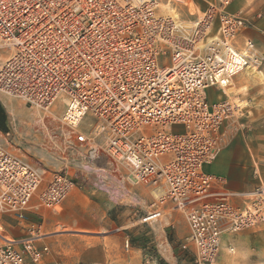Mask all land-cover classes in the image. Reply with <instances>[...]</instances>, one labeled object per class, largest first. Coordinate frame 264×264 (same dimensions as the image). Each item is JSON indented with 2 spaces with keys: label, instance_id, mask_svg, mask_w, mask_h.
<instances>
[{
  "label": "built area",
  "instance_id": "obj_1",
  "mask_svg": "<svg viewBox=\"0 0 264 264\" xmlns=\"http://www.w3.org/2000/svg\"><path fill=\"white\" fill-rule=\"evenodd\" d=\"M162 1L0 0V43L12 52L0 93L42 111L65 97L61 123L74 153L91 169L104 159L122 168L125 188H151L143 222L182 213L194 263L214 264L225 234L264 221V186L236 193L206 173L240 112L230 100L210 102L208 91L228 98L263 57L253 40L241 41L255 23L230 11L234 0H207L202 15L194 0H170L174 18ZM88 115L87 132L78 131ZM11 134L0 130V264H60L41 262L49 248L36 246L45 235L33 210L58 212L85 182L14 155L5 146Z\"/></svg>",
  "mask_w": 264,
  "mask_h": 264
},
{
  "label": "rangeland",
  "instance_id": "obj_2",
  "mask_svg": "<svg viewBox=\"0 0 264 264\" xmlns=\"http://www.w3.org/2000/svg\"><path fill=\"white\" fill-rule=\"evenodd\" d=\"M163 2L167 3V0H164ZM194 2V7H200L202 9L206 8L205 1L194 0ZM251 14L255 15L253 20L254 23L257 24L264 18V8H260L259 12L253 11ZM1 44L2 43H0V45ZM0 50L1 64L3 61H5L8 55V52L3 53V51H9V48L3 47ZM263 68L264 59L259 69L256 70L257 73L260 74H258L257 76L255 75V79L252 81V83H250V85H245L247 88H243V86L241 89L238 88L239 85L236 83L242 82L238 77L234 80V83L231 87L232 90H226L228 98L223 96V99L230 100L232 103L239 106L240 112L237 116V120H235V122H233L231 126L232 140L228 147L225 149L226 151L224 150L218 156L216 161L219 160V157L225 156L229 159L237 160L238 162H246L248 157L247 149L253 150L257 144L260 145L259 147L261 149V154H264L263 125L260 126V128L254 129L253 124V119L255 117H264ZM244 81L246 82V78ZM253 92L255 93V95H257L258 92V96L254 101V106L250 105L247 102L249 99L248 96H250ZM215 93H221V91L219 92L215 89H211L208 91L210 102H214L217 100ZM3 96L11 104V107H9L10 116L14 125L13 127L15 128V130L11 132V138L5 142V146L10 152L21 157L26 156L34 161L37 165L46 167L51 172H57L61 168L64 173H67L77 182H85L84 184L82 183L83 186L79 187L80 189L87 188L88 184L93 185L92 181L94 182V180L91 179H94V177L95 179H97L100 176H104L91 170L87 165V162H85L86 165H84L83 168V166H81L83 163V159L81 160V157L74 153L73 146L75 145V143L71 144L72 140L70 141L69 138H67L69 135V129L63 126L61 123V116L65 109V105H63V99L59 100L58 105H56L57 109L52 115V113L50 112L32 108L20 99L6 95ZM89 123L90 117H88L85 120L83 126L80 127L81 131L87 132ZM257 135H260L261 137L256 139ZM259 159L260 164L264 165V155H260ZM86 168H88L89 170L85 171ZM217 170H219V168ZM253 170L255 169H251L247 165L246 170H244V172L246 173V179L250 176H253V178L256 176L255 171ZM116 173L118 172L116 171ZM257 174L259 175V177L263 178L264 181V167L261 170V174ZM121 177L122 175L116 176L117 181H120L119 178ZM252 182H257V184H259V179L256 178V180H253ZM96 188H98L100 192H105V189L103 188ZM248 189H252V186H250ZM126 190L133 189L128 187L126 188ZM112 191L113 192L110 193L112 195L113 203L116 208L121 207L120 204H123V207H127L130 212H133L135 209H140V204L138 203L137 197H126V191L123 192L122 190L117 191L116 189H113ZM110 193H108V195H110ZM130 193H128V195H133ZM101 203L106 209L105 201L102 200ZM41 210L44 209L35 208L33 210V213L38 214ZM61 211L62 208H59L58 213ZM179 213L180 212L175 211L173 212L172 216H167L156 222H143L146 214L145 217L140 218H132V215H130L129 222L127 224L128 246L126 248L129 251V261H136V263L138 264H195L193 252L190 250L191 247L189 246L188 238L190 236V233L187 220L181 213ZM112 218L115 219L114 217ZM34 219L37 221L39 220V222L42 223V220H40L38 217H34ZM9 223L11 227L7 228V230L13 236H19L21 233L17 225L13 221H10ZM77 230L78 228L75 227L59 226L57 229V233H59L61 237L63 236L62 238L66 240V238H68L67 236L75 234ZM102 233L104 232L102 231ZM43 234L45 235V237L37 241L36 246L39 250H43L44 247H48L49 251L43 255L41 262H55L65 264L62 262V260L53 259L54 252L52 251V244H47V237H49V235L48 233H45V228ZM101 236L103 237L104 235L101 234ZM90 238L93 237L91 236ZM75 245L74 242H70L67 240L62 242V246L64 248L72 251L76 250ZM184 245L187 246V249H184ZM158 246L160 247V249ZM74 254L76 255L78 253ZM30 264L38 263L31 262ZM214 264H264V221L260 222L255 227L245 229L236 234L227 235L224 238L222 249Z\"/></svg>",
  "mask_w": 264,
  "mask_h": 264
},
{
  "label": "crops",
  "instance_id": "obj_3",
  "mask_svg": "<svg viewBox=\"0 0 264 264\" xmlns=\"http://www.w3.org/2000/svg\"><path fill=\"white\" fill-rule=\"evenodd\" d=\"M163 1V4H167L170 0H167V3H164ZM202 1L206 2L207 0ZM171 5L174 7L172 3ZM262 7L264 8V0H234L230 11L232 13L243 12L244 15H250L253 11L259 12L260 8ZM198 9L199 10L193 8L192 11L205 10L200 7H198ZM254 17L255 15L253 14L252 18L254 19ZM246 38H249L255 42L260 54L264 59V18L263 20H260L255 25V27L245 30L241 37V41L243 42ZM245 74L247 73L239 76L242 82L236 83L239 85V89H241L242 86L243 88H247L245 85H250V83H252V81L255 79H251L250 77L246 78ZM245 78L246 82L244 81ZM215 96L217 100L214 102H218L223 99L221 93H215ZM257 96L258 92L257 95H255L253 92L250 96H248L249 99L247 102L254 106V101L256 100ZM9 107H11L9 101L0 94V110H2L6 116L5 127L7 128V132L11 133L15 130V128L13 127L14 125L11 120ZM253 124L254 129L260 128V126L263 125L264 132V117H255L253 119ZM260 137V135H257L256 139ZM259 146L260 145L257 144L253 150L247 149L248 157L246 162H238L237 160L222 156L219 157L218 161H215L213 164L207 166L205 171L208 174L226 178L228 180L229 189L236 193L250 192L260 185L264 186L263 178L259 177L257 174H261V170L264 167V165H261L259 161L260 155H264L261 154V149ZM16 156L21 157L17 154ZM21 158L27 160L31 164H36L26 156ZM246 164L249 168L255 169L253 170L256 174L254 178L253 176H250L246 179V173L244 172L247 167ZM84 165L85 164L82 163L81 166L84 168ZM218 168L219 170H217ZM88 170V168L85 169V171ZM91 170L109 178V182L107 183L106 187L103 188L105 189V192H100L98 188L94 187V185L88 184L87 188H77L71 193L69 198L64 202L61 212L54 213L41 210L38 214L33 215V217H38L40 220H42L45 233H48L49 235V237H47V244H52V251L54 252L53 259L62 260V262L65 264H138L136 261H129V251L126 249L128 246L127 224L129 222L130 215H132V218H140L145 217V214L147 215L151 204L154 202L156 194L151 188L145 186L133 190H126V188L122 185L123 181H117L116 179V176H124L125 171L120 167L116 168L109 162V160L107 161L104 159L102 162L97 164V168H92ZM59 171H62L61 168ZM116 171L119 174L116 173ZM256 178L259 179V184H257V182H252L253 180H256ZM250 186H252V189H248ZM119 187L123 192L126 191V197H137L138 203L140 204V209H135L133 212H130L127 207H123V204H120L121 207L116 208L113 203L111 193L113 192V189L119 191ZM108 193H110V195H108ZM128 193L133 195H128ZM102 200L105 201L106 209L101 203ZM59 226L78 228L75 234H71L70 236H67L68 238H66L67 241L74 242V245L76 244V250H73L74 252L62 246V242L66 240L62 238L63 236L61 237L59 233H57ZM102 231L104 233H102ZM101 234L104 236L102 237ZM91 236L93 238H90ZM74 253L78 254L75 255Z\"/></svg>",
  "mask_w": 264,
  "mask_h": 264
},
{
  "label": "bare ground",
  "instance_id": "obj_4",
  "mask_svg": "<svg viewBox=\"0 0 264 264\" xmlns=\"http://www.w3.org/2000/svg\"><path fill=\"white\" fill-rule=\"evenodd\" d=\"M171 3L173 4V2H171V1H169V3H167V4H163L162 2H160V5H165L164 7H165V9H166V14H167V16L169 15L170 17H176V13H175V11H174V7H172V5H171ZM174 5V4H173ZM196 10H199L198 8H195ZM204 11V10H203ZM200 14L202 13L201 11H198ZM202 15V14H201ZM3 47H8V45L7 44H1L0 45V49H2ZM4 52H8V55H7V58L5 59V61L10 57V55H11V50H5V51H3V53ZM0 55H1V50H0ZM5 61H3L1 64H0V70H1V68H2V66H3V64L5 63ZM244 73H247V74H245V76H246V78L247 77H250L251 79H254L255 78V75L257 76L258 74H260V73H257V71L256 70H247V71H244L242 74H244ZM241 74V75H242ZM230 90H232V89H230ZM226 91V90H225ZM1 95H3L2 93H0ZM6 96H8V95H6ZM11 97V96H10ZM60 99H63V105H65V103H66V98L65 97H61ZM60 99H58L57 100V102L54 104V106L50 109V110H47V111H45V112H50V113H52V115L55 113V110L57 109V106L56 105H58V102H59V100ZM53 109V110H52ZM62 116H63V114H62ZM61 116V117H62ZM88 117H90V122H92L93 120V118H92V116H90V115H88L85 119H84V122H85V120L88 118ZM78 131H81V129L79 128L78 129ZM81 132H83V131H81ZM85 133V132H84ZM182 214V213H181ZM183 215V214H182ZM227 235H232V234H225L224 236H223V239H222V244H223V242H224V237L225 236H227Z\"/></svg>",
  "mask_w": 264,
  "mask_h": 264
},
{
  "label": "trees",
  "instance_id": "obj_5",
  "mask_svg": "<svg viewBox=\"0 0 264 264\" xmlns=\"http://www.w3.org/2000/svg\"><path fill=\"white\" fill-rule=\"evenodd\" d=\"M5 121H6V116L2 110H0V130L4 133L7 132V128L5 127Z\"/></svg>",
  "mask_w": 264,
  "mask_h": 264
}]
</instances>
